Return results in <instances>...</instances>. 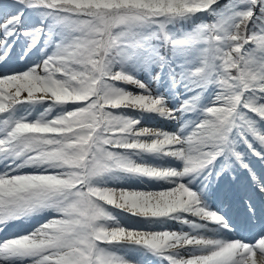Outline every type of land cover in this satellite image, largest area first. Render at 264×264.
Returning a JSON list of instances; mask_svg holds the SVG:
<instances>
[{"label": "snow or ice", "instance_id": "snow-or-ice-1", "mask_svg": "<svg viewBox=\"0 0 264 264\" xmlns=\"http://www.w3.org/2000/svg\"><path fill=\"white\" fill-rule=\"evenodd\" d=\"M0 264H264V0H0Z\"/></svg>", "mask_w": 264, "mask_h": 264}, {"label": "rangeland", "instance_id": "rangeland-1", "mask_svg": "<svg viewBox=\"0 0 264 264\" xmlns=\"http://www.w3.org/2000/svg\"><path fill=\"white\" fill-rule=\"evenodd\" d=\"M155 121L158 122L157 120H148L145 122V126H150V127L157 126Z\"/></svg>", "mask_w": 264, "mask_h": 264}, {"label": "bare ground", "instance_id": "bare-ground-1", "mask_svg": "<svg viewBox=\"0 0 264 264\" xmlns=\"http://www.w3.org/2000/svg\"><path fill=\"white\" fill-rule=\"evenodd\" d=\"M156 122V121H155ZM159 122H156V125H158ZM148 187H151L150 185ZM12 231H17L16 229H13ZM11 234V232L6 233V235Z\"/></svg>", "mask_w": 264, "mask_h": 264}]
</instances>
